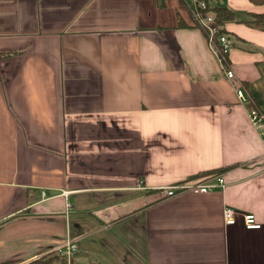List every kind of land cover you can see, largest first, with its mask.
Wrapping results in <instances>:
<instances>
[{
  "label": "crops",
  "instance_id": "0c3cea01",
  "mask_svg": "<svg viewBox=\"0 0 264 264\" xmlns=\"http://www.w3.org/2000/svg\"><path fill=\"white\" fill-rule=\"evenodd\" d=\"M207 2L234 16L225 65L190 0H0V264L72 237L73 264H264V144L247 116L264 113V30L249 25L264 4ZM213 172L223 188L164 196Z\"/></svg>",
  "mask_w": 264,
  "mask_h": 264
},
{
  "label": "built area",
  "instance_id": "2783aa9c",
  "mask_svg": "<svg viewBox=\"0 0 264 264\" xmlns=\"http://www.w3.org/2000/svg\"><path fill=\"white\" fill-rule=\"evenodd\" d=\"M191 16L196 25L202 30L205 35L207 46H210L212 51L216 54L218 60L222 65L226 63V56L228 52L234 47L233 40L224 32H220L219 26L213 24V14L210 10V5L207 0H190ZM227 78L233 81V74L230 70H225ZM234 94L237 102L244 105L251 104V100L246 89L241 84H233ZM247 116L250 125L259 131L262 143L264 144V113L256 106H249ZM224 180L220 173L213 172L208 178L202 180H185L180 183L171 184L163 188L164 196L190 191L193 193H203L212 191L215 188H223ZM66 209L69 208V203L65 204ZM234 210L231 207H224L222 209V217L224 225L232 224L235 220ZM243 225L248 229L258 228L259 223L256 222L255 217L251 213H243ZM76 240L72 238L66 239L58 246L55 253L61 256L59 264H73L72 257L76 253Z\"/></svg>",
  "mask_w": 264,
  "mask_h": 264
},
{
  "label": "trees",
  "instance_id": "16d2710c",
  "mask_svg": "<svg viewBox=\"0 0 264 264\" xmlns=\"http://www.w3.org/2000/svg\"><path fill=\"white\" fill-rule=\"evenodd\" d=\"M249 1L253 2L254 4H264V0H249ZM210 10L212 11L214 17L213 24L215 26L220 27L219 29L220 32H222L221 26L224 23V21L234 19L232 13L224 7L221 8L210 7ZM253 16L254 19L249 23V25L264 30V13L254 14ZM8 54H0V58ZM60 261H61V256L53 252L51 255H46L43 258H39L35 261H31L28 264H59Z\"/></svg>",
  "mask_w": 264,
  "mask_h": 264
}]
</instances>
